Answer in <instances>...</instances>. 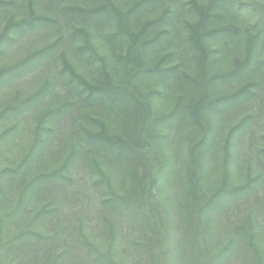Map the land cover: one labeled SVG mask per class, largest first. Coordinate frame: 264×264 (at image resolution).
Here are the masks:
<instances>
[{
    "label": "rangeland",
    "instance_id": "374dc122",
    "mask_svg": "<svg viewBox=\"0 0 264 264\" xmlns=\"http://www.w3.org/2000/svg\"><path fill=\"white\" fill-rule=\"evenodd\" d=\"M233 1L238 6L241 2H247ZM186 2L189 0H0V67L11 68L26 57H30L31 61L14 68L9 73L11 75L0 85V105L29 93L38 94L32 103L16 109L5 119L8 126L17 125L9 140L20 144L40 139L39 152L43 151V154L37 159L43 161L47 157L45 162H50L55 155L58 140L68 139L62 142H66L64 147L69 140L70 144L82 143L77 140V130L83 123V112L90 105L91 99L85 98L86 85L80 84V80H86L87 84L94 83L97 79L104 81L107 73L105 67L109 72L112 71L115 82L122 75L123 68L128 67L139 70L137 76H134V83L140 86L142 92L150 95L153 87L161 89L159 94L150 95L153 111L159 109L168 112L180 95L188 107L197 97L190 87L193 79L198 80L202 75L207 78L228 75L233 67H230V55L221 54L222 58L219 56V60L208 66L203 74L197 70L196 63L201 58V52L193 44L191 34L186 29L189 6ZM182 4H185L184 9ZM225 7L226 11L233 12L231 14L237 13L229 4H225ZM165 12L168 16L160 20V16ZM180 16L181 18H178ZM120 22L123 25H120ZM13 24L21 25L12 26V29L10 25ZM7 26H10L9 31ZM159 31L166 33L162 39L156 38ZM87 38L95 55L90 56L86 49L83 50ZM131 41L132 53L126 55L127 46L131 45ZM208 41L211 48L212 40ZM214 45L220 47L221 42ZM233 48V41L228 42L229 54ZM160 60L163 61L160 69L169 71L159 74L149 71L146 75L143 70L155 68ZM65 61H68L76 72L73 83H68L72 73L65 71ZM242 86L247 88L235 94V90ZM220 93L231 94H228L229 99L220 106H210L212 108L199 115L196 125V118H192L187 110L182 113L179 111L177 116L175 114L172 121H166V126L154 122L156 127L154 125L151 132L154 139L150 153L153 160L156 155L157 181L153 188L156 198L152 208L164 212L168 218L174 216L176 202L164 207V201L172 188L176 189L171 185L172 181L179 185V190L187 187L189 147L193 140L203 138L201 150L197 155L200 156L205 170L216 162L215 158L221 160L225 155L229 175L226 185L229 190L238 188L234 195L223 197V209L228 210L229 216L234 218L233 214L237 213L238 208L250 206L255 209V217L258 216L263 222L264 73L256 69L245 72L241 77L233 76L226 80L220 78L208 89V97L215 99ZM102 99L107 109L129 107V99L122 100V95H118L114 89L108 90L98 101H93L99 104ZM44 112H48V115L43 121H39L44 127L37 126L38 117ZM109 116L112 128L117 127L121 122L119 114L115 115V112L113 114L110 110L106 117L108 120ZM150 117L153 118V115ZM37 132L40 135H36ZM24 147L25 144L17 147L13 154L21 152ZM82 147L83 143L80 154L70 161L68 174L65 172L68 170L64 171L68 175L66 181L62 184L57 181V185L50 187L37 186L39 199L44 201L40 204H53L61 212L60 225L66 228L69 239L77 236L76 229L81 227L82 247L88 240L90 243L104 242L102 234L107 230V226L103 225L102 221L108 218L106 214L111 212L108 222L113 225L115 232V247L124 251L122 255L131 260L134 256L130 252L135 249L134 243L138 241V233H141L139 229H142L138 215L134 210L131 212L128 209L124 212L122 208H109L100 215V208L93 205L94 198L90 196L95 193V187L90 180L88 168H85L88 161H92L94 150L92 153L90 150L85 152L86 148ZM73 149L72 146L67 150L71 152ZM213 151H217L214 157ZM35 162L36 158L31 163L30 171H35ZM12 175L14 183L11 185L15 186L16 197V187L20 183L16 178L21 174L16 172ZM75 211L79 213L78 219ZM65 218L68 221L66 225ZM45 223V226L49 227L48 222ZM42 230L46 234L49 232ZM257 234L264 236V229L258 228ZM85 235L87 237L84 239ZM65 237L62 233L59 242ZM69 239L67 243L71 242ZM95 245L98 249L106 248V245L96 242Z\"/></svg>",
    "mask_w": 264,
    "mask_h": 264
},
{
    "label": "trees",
    "instance_id": "16d2710c",
    "mask_svg": "<svg viewBox=\"0 0 264 264\" xmlns=\"http://www.w3.org/2000/svg\"><path fill=\"white\" fill-rule=\"evenodd\" d=\"M186 4L189 5L188 15L185 14L188 20L186 29L191 34L193 44L201 52V58L196 63L197 70L203 74L208 66L219 60L221 54L230 55V67H233L228 75H217V78L202 75L198 80L193 79L190 87L197 97L192 103L189 101L191 104L188 107L180 95L168 112L159 109L153 111L150 95L159 94L161 89L153 87L150 95L142 92L140 86L134 83L138 69L124 67L116 82L113 81L112 71L109 72L107 67L104 81L97 79L94 83L87 84L86 80H80V84L86 85L85 98L91 99L88 108L84 109L83 123L77 130L79 135H76L77 140L83 143L82 149L85 147L84 151L90 150L91 153L94 150L95 154L85 167L88 168L90 180L95 187V193L90 196L94 198L93 205L100 208V215L109 208H122L124 212L130 209L138 215L142 229H139L141 233H138V241L134 243L135 249L130 252L134 257L127 260L122 255L124 251L116 249L113 225L108 222L111 212L102 221L107 226L102 234L104 242L95 241L99 245H106V248L98 249L95 242L90 243L89 240L82 247L80 241L83 231L80 226L76 229L77 236L69 239L66 228L60 225L61 212L53 204H40L44 201L39 199L37 186L50 187L57 185V181L61 184L66 181L70 161L80 154L82 143L70 144L69 140L64 147L66 142H62L68 139L58 140L55 155L50 162H45L47 157L43 161L37 159L43 154V151L39 152L40 139L20 144L10 141L17 125L8 126L5 119L16 109L28 106L38 96L37 93H29L0 105V264H264V236L257 234L258 228L264 229V220L261 222L258 216L255 217V209L250 206L238 208L237 213L233 214L234 218L229 216L228 210L223 209V197L234 195L238 188L229 190L226 185L229 175L224 154L223 159L215 158L216 162L205 170L197 155L203 138L193 140L189 147L187 187L179 190V185L172 181L171 185L176 189L172 188L164 201V207L176 202L174 216L168 218L164 212L152 208L156 198L153 188L157 181L156 155L153 160L150 153L154 122L166 126V121H172L175 114L177 116L179 111L182 113L187 110L192 118H196V125L199 115L212 108L210 106H220L229 99L228 94L231 93H220L215 99L208 97V89H211L214 82L220 78L226 80L233 76L241 77L250 70L258 69L264 73V0H247L239 6L233 0H189ZM225 4L236 9L237 13L226 11ZM184 5L182 4L183 9ZM167 16L165 12L160 20ZM17 25L21 24L10 26ZM10 26H7L8 31ZM165 34L159 31L156 38L162 39ZM1 37L2 33L0 39ZM216 38L222 40L218 41ZM208 40H212L211 48ZM230 41H233L234 48L229 54L227 47ZM86 42L83 50L86 49L90 56L95 55L88 38ZM216 42H221V46L214 45ZM130 43L126 55L132 53L133 42ZM30 62V57H26L11 68L0 67V85L14 68ZM162 63L160 60L155 68L143 71L146 75L149 71H156L158 74L169 71L160 69ZM65 66V71L72 73L68 83H73L76 73L74 67L68 61H65ZM245 88L247 87L242 86L234 93L239 94ZM110 89L122 95V100L128 98L129 107L107 109L103 99L99 104L94 103V99L98 101ZM110 110L115 115L119 114L121 120L115 128L111 126V117L109 116V120L106 118ZM47 115L48 112H44L38 117L37 126L44 127L39 121H43ZM36 135L40 133L37 132ZM24 144L21 152L13 154L17 147ZM72 146L74 149L69 152L67 149ZM216 152L213 151V157ZM35 158V171H30ZM16 172L21 175L16 178L20 183L16 187L15 197V186L11 184L14 183L12 174ZM33 201L36 203L32 204ZM94 211L97 212L95 209ZM75 214L78 219L79 213L75 211ZM45 222H48L49 227L45 226ZM66 223L68 221L65 218L64 225ZM115 224L118 228L117 223ZM42 229L48 230V234ZM62 233L66 237L59 242ZM86 237L87 235L84 239ZM68 239L70 243H67Z\"/></svg>",
    "mask_w": 264,
    "mask_h": 264
}]
</instances>
